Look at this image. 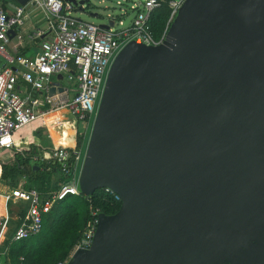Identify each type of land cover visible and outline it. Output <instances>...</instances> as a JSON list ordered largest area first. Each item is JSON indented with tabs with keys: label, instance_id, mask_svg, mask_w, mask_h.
Here are the masks:
<instances>
[{
	"label": "water",
	"instance_id": "1",
	"mask_svg": "<svg viewBox=\"0 0 264 264\" xmlns=\"http://www.w3.org/2000/svg\"><path fill=\"white\" fill-rule=\"evenodd\" d=\"M101 188L121 206L66 264H264V0H186L121 49L78 183Z\"/></svg>",
	"mask_w": 264,
	"mask_h": 264
},
{
	"label": "built area",
	"instance_id": "2",
	"mask_svg": "<svg viewBox=\"0 0 264 264\" xmlns=\"http://www.w3.org/2000/svg\"><path fill=\"white\" fill-rule=\"evenodd\" d=\"M185 1L134 0L131 10L135 16L131 24L126 25L121 17L111 16L106 24L112 22L113 25L104 28L73 16L78 6L67 0H27L25 3L0 0V150L23 153V138L18 136L19 132L37 121L46 120L54 112L66 109L75 121L94 120L110 67L121 49L131 41L146 45L162 43ZM118 4L124 6L121 0ZM165 4L170 8V16L161 38L157 39L150 20L153 12ZM31 9L43 12L47 28L39 27L23 35L22 29ZM123 12L126 14L127 9ZM36 39H41V43L40 53L34 59L10 51L13 40H16L14 46H18ZM20 79L24 81L22 84ZM52 88L54 94H51ZM38 92L44 96V103L36 97ZM86 147L60 144L53 150L32 156L36 163L56 161L69 179L62 181L58 189L46 193L20 187L5 193L6 202L26 208L18 217V226L8 238L9 243L39 234L44 215L59 200L68 195H81L78 183ZM2 172L0 165V176ZM105 190L112 202H121L119 194L108 188ZM90 210L91 217L81 238L67 259L59 264H66L77 249L92 245L101 210L92 206ZM10 226V214L0 213V247L8 237ZM2 254L5 253L0 249ZM0 264L6 263L0 259Z\"/></svg>",
	"mask_w": 264,
	"mask_h": 264
},
{
	"label": "trees",
	"instance_id": "3",
	"mask_svg": "<svg viewBox=\"0 0 264 264\" xmlns=\"http://www.w3.org/2000/svg\"><path fill=\"white\" fill-rule=\"evenodd\" d=\"M170 16L167 4L156 9L150 20L155 37L160 39ZM76 147L81 148L84 136L76 129ZM88 142V141H87ZM36 147L14 151L13 159L2 163V180L17 185L25 177L23 187L35 188L42 193L58 189L62 181L69 178L56 161H45L31 165ZM24 154V155H23ZM55 176L56 178H54ZM112 214L119 210L121 202H112V197L105 188L98 189L93 196L68 195L59 200L52 210L44 215L43 227L39 234L15 241L9 250L10 264H59L67 259L81 238L91 217L90 207Z\"/></svg>",
	"mask_w": 264,
	"mask_h": 264
},
{
	"label": "crops",
	"instance_id": "4",
	"mask_svg": "<svg viewBox=\"0 0 264 264\" xmlns=\"http://www.w3.org/2000/svg\"><path fill=\"white\" fill-rule=\"evenodd\" d=\"M28 17L26 20V24L23 27V35L26 33H31L32 31H34L36 28H47V24L46 26L44 25L46 22L45 19V15L43 14V12L41 10L38 9H31L28 12ZM37 13H42L41 17H38ZM39 18V19H37ZM44 21V23H43ZM47 23V22H46ZM45 26V27H44ZM16 40H13V43L10 45V51L15 53V54H21L24 55L30 59H34L39 53H40V43H41V39H36L35 41H26L24 45H18V46H14L16 44L15 42ZM0 64H2V60L0 59ZM17 67L19 68L20 66L17 65ZM66 81V80H65ZM24 81L22 79H20V83L22 84ZM26 86V85H25ZM26 89V87H25ZM36 97L44 103V96L42 95V93L38 92L35 93ZM42 103V104H43ZM77 129V128H76ZM75 129V132H76ZM19 137H22V143H23V151L24 150H29L33 147L37 148V151L34 154H41L43 151L47 150H53L55 149L58 145L61 144L60 141H58L57 137H56V132L50 128L49 124L47 123L46 120H42V121H37L29 126H27L26 128L22 129L19 134ZM75 136V142L72 145H69L71 147H75L76 146V134ZM21 141V139H20ZM87 146V145H86ZM14 151L17 150H11V156H9L8 159H1L0 158V165L2 166V163L5 162H9L13 159V154ZM34 163H36L33 159L31 160ZM2 170H3V166H2ZM3 173V172H2ZM54 178H56L55 176H53ZM20 179H24V183L26 182V178H20ZM2 175L0 176V183L2 182ZM4 182V181H3ZM5 183V182H4ZM19 181V183L17 185H11L9 183H5L8 184L9 188L0 189V213H9L10 217H11V226L10 229L8 230V237L7 239L4 240V242L2 243V246L0 247L1 250H3V253L0 255V259L2 261H4L6 264H10V258H8V254H9V250H10V246L12 243H9V237L11 236L12 232L16 229V227L18 226V217L21 214H24V212L26 211V208H23L22 205L20 204H12L11 202L8 203L6 202L5 198H4V193H7L8 191H10V189L12 188H16V187H20V188H24L23 184ZM26 189V188H24ZM4 192V193H3ZM2 202V203H1ZM17 206L18 207V211L14 212V211H10L9 206ZM9 245V250L6 248ZM8 250V253H7Z\"/></svg>",
	"mask_w": 264,
	"mask_h": 264
},
{
	"label": "rangeland",
	"instance_id": "5",
	"mask_svg": "<svg viewBox=\"0 0 264 264\" xmlns=\"http://www.w3.org/2000/svg\"><path fill=\"white\" fill-rule=\"evenodd\" d=\"M80 1V0H78ZM124 6H120L118 4V0H90L85 3L84 10H81L76 7L72 14L75 17L81 18L84 21L92 22L95 24H106L109 22V19L112 17H121L126 25L131 24L135 13L131 10L134 0H121ZM123 9H127V13L123 12ZM92 13H97V16H94ZM38 17L42 16V13H37ZM39 19V18H37ZM44 23V21H43ZM45 22V26H46ZM44 26V27H45ZM66 84V81H64ZM47 123L49 124L50 128H52L56 132V137L61 144L72 145L75 141V129L79 130L80 134L84 136L83 144H86L93 127L94 120H79L75 121L74 118L69 114L68 110H61L59 112H54L48 116L46 119ZM85 145L83 146V148ZM11 154L9 150H0V158L1 159H8ZM31 165L35 163L33 161L30 162ZM21 183H24V179L19 180ZM9 185L5 184L3 181L0 183V189H8ZM4 193V192H3ZM5 194V193H4ZM2 203V202H1ZM11 208V209H10ZM10 211H18L17 206H9Z\"/></svg>",
	"mask_w": 264,
	"mask_h": 264
}]
</instances>
